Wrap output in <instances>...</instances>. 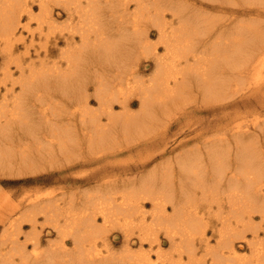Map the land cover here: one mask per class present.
<instances>
[{
	"label": "bare ground",
	"instance_id": "6f19581e",
	"mask_svg": "<svg viewBox=\"0 0 264 264\" xmlns=\"http://www.w3.org/2000/svg\"><path fill=\"white\" fill-rule=\"evenodd\" d=\"M30 1L0 0V45L8 62L18 33L30 27L24 20L36 17ZM251 1L39 0L41 13L34 19L41 29L46 24L51 34L59 33L54 38L62 36L67 46L60 50L59 59L46 57L28 64L16 59L21 74L15 83L22 89L0 100V165L35 172L61 159L91 161L95 153L115 147L121 136H141L167 117L165 106L190 93L187 89L193 85L200 86L205 96L212 92L221 98L230 96L232 90L235 95L244 78L259 85L264 71V30L248 22L246 27L242 23L227 29L240 13L260 10L262 4L232 7ZM260 2L264 0L257 5ZM56 4L68 13L66 24L58 23ZM205 4L233 20L210 29V16L201 9ZM153 27L158 33L156 43L151 41ZM221 28L225 30L208 45ZM142 58H151L155 65L147 78L141 74ZM133 93L141 98L139 115L128 109ZM93 96L99 103L97 110L90 107ZM114 102L124 109L116 113ZM246 127L240 122L229 127L231 139L228 133L221 137L224 140L217 138L207 157L181 152L178 166L171 165L175 158L166 164L168 168L140 177L143 184L138 189L119 190L109 184L112 192L96 189V199L89 190L85 200H75V196L60 200L38 193L18 203L21 216L14 221L26 219L36 228L37 216L43 213L63 238L41 250L40 234L31 236L34 249L29 255L22 252L20 264H161L165 260L168 264H264V137L257 143ZM100 215L105 223L126 228L122 227L127 239L121 253L114 252L109 227L98 226ZM133 227H138L141 242L149 241L150 250L137 252L130 247ZM162 230L171 242V252L159 241ZM65 237L71 238V248ZM17 240L12 248L23 251ZM5 252L3 264H17L14 255H8L11 249Z\"/></svg>",
	"mask_w": 264,
	"mask_h": 264
},
{
	"label": "rangeland",
	"instance_id": "374dc122",
	"mask_svg": "<svg viewBox=\"0 0 264 264\" xmlns=\"http://www.w3.org/2000/svg\"><path fill=\"white\" fill-rule=\"evenodd\" d=\"M257 1L258 0L251 1L254 2L253 4H249L247 2V4L243 3L232 6L233 8L237 7V9L244 6L255 8L257 6L259 7L262 4L260 10H258L259 13L257 11H252L251 13H240L238 17L234 18L235 22L233 23V25H231V27L227 29L231 30L233 26H239V24L242 23L246 27V22H248L249 24H252L254 28L257 25L258 29L260 27L261 30H264V2H260L259 5H257ZM30 2L31 4H33L32 7L34 16L38 17L41 13L39 0H35V2L31 0ZM201 9L205 10L207 15L210 16V18L207 20V24L208 26H210V29H215L216 26L221 25L219 23H222L224 21L231 22V20H233V17L229 18L226 12L224 13V11L222 10L215 11L210 8L208 4H205ZM54 10V15L58 23L66 24L65 22L68 21L69 16L68 13L63 10V7L60 4H56ZM224 14L227 19L226 17H224ZM36 17H32V20L29 18L24 20V22H26L27 24L29 23L30 27L27 29H21L22 31L20 32L23 34H21L20 32L18 33L17 37L18 39H20L15 40L16 42L13 45L14 52L11 57L12 60L10 62H8L9 59L7 57V53L3 50V45H0V100L1 98L3 99L4 95L12 97V95L21 93L22 88L20 87L19 83H15V81L17 80L16 78L20 77L21 74L19 67H17L16 59L23 60L25 64L35 61L39 63L41 58H43L44 60L46 59V57L48 58L47 60H52L54 58L59 59L60 50L67 46L65 39L62 36L54 38V36L59 33L55 32L51 34L49 32L51 30L49 29L48 25L44 24V28L41 29L40 25H38V21H36ZM254 23L256 25H254ZM222 30L225 29L221 28L216 31L215 35L212 36V38L209 40L208 45L216 41L214 39L217 37L219 32H223ZM150 31L152 32L151 41H153V43H156L158 40L157 30L153 27L150 28ZM19 34H21V36ZM49 35H51V37L49 40H47V37ZM78 39L79 37L75 36V40L77 41ZM159 50L165 53V49L162 46ZM142 60L140 61V64H142L141 74L145 78H147L153 73L155 65L151 58H142ZM45 63H43L42 65L45 66ZM52 63L53 61L47 64L51 66ZM262 76L263 79L260 80L259 85H254L245 78L240 80L238 88L236 86L238 92L234 95V92L232 90L230 96L226 98L218 97L215 93L212 92L205 96L203 93L201 94L200 91L202 90V88L200 86L193 85L191 89L192 91L189 88L187 89L190 93L186 92L184 95H179V97L175 99L176 101L174 100L173 102H170L168 106H165L166 110H164L168 112V114L165 115L167 117L159 119L160 122L159 120L158 122L156 121L155 124H152V126H154L152 128L149 127V129H147V131H145L144 133L142 131L141 136H133L134 138L126 137L123 139V137L120 135L121 137L119 138V143L115 144V147L107 149L104 152H100L99 154L95 153V157L93 156V153H91L92 155L89 156H93V159L90 158L92 159L91 161L84 162L80 160L81 157L80 159H73L75 160V162L71 159H61L58 161L56 160V162H53L52 165H47L45 167L41 166V168H39L35 172L28 168L26 169V167H18L14 169L8 167L5 168L3 162H1L0 264H3L2 258H4L1 254L8 253L5 251H8L10 249L11 252L8 255L10 256L11 254H13L15 263L20 264L23 259L22 252L25 251L27 253L26 255H29L28 253H31L33 251V239L31 238V236L35 234H37V238L40 234V244L38 248L41 250H44L45 248L47 249L51 243L55 245L59 241V238H61L58 234V231L53 227L54 221L50 220L51 223L47 222V220H45L46 217H44L43 213H40L37 216L38 221L36 228L32 227V222L26 219H20V222H17V220L14 221L15 218L17 219L21 216V210L17 209L16 205L18 203L26 201V199L31 196H34L38 193H50V196L52 194V196L55 198H61L60 200L68 198L69 201L71 196H75L73 197V199L75 200H79L80 198H82V200H85V198L89 195L88 193H90L89 190H91L90 196H96L98 190L99 193L101 190L103 192L107 191V193L108 191L112 192L109 190L111 186L116 187L119 190L123 187L138 189L140 188V185L143 184L141 180L146 178V174H152V172L168 168L169 166H166V164H170V162H172L175 158L176 159L173 161L174 164L171 165L178 166L176 163L180 157V154L182 153L186 155L190 152H198L197 154H200V157H207L208 153L206 152L210 150L209 147L212 146L217 138L224 140V138L221 137L228 133V128L239 122L243 125L246 124V126L250 130L252 138H255L258 143V139L262 140L264 137V133H262V125H264V71L262 72ZM90 91L91 93H93L94 87H92ZM234 91H236V89H234ZM59 96V98H62L61 95ZM130 97L132 98H130V100L128 99V109L131 110L130 112L133 111V113L139 115L142 109V105L139 104L141 103V98L139 95H137V93L131 94ZM63 100L66 102L68 101L67 98H63ZM37 104L38 106H40L39 102H37ZM90 105V107H92L94 110H97L99 108L98 100H96L94 96L90 99ZM114 105L116 113L124 109V107L121 105V108L120 104H118L117 102H114ZM71 109L73 110L75 109V107H72ZM159 115L158 117L161 118V115ZM227 136L230 137V133H228ZM136 138L140 139L136 140ZM229 139H231V137ZM222 143H224V141ZM189 150L190 152H188ZM87 156L88 154H86V157ZM4 168L5 170L7 169V171H5ZM140 177L143 179H140ZM109 184H111V186ZM41 198L47 197L41 196ZM145 202L147 209L151 211L152 206L148 203V201L145 200ZM80 206L82 207L83 204L81 203ZM169 210L171 212L173 211V207L171 205H169ZM255 219L256 222L260 221V218L258 216H256ZM104 223L105 221L103 220V217L101 215L98 216V226L106 225V228L107 226L109 227L107 233L110 241L112 242L111 244L114 248V252L121 253V251L126 247L125 240L127 238L125 237L124 232L127 231L123 230H126V228H124L123 226L120 227L119 225H117L118 223H113L112 225H110V223ZM137 228L138 227H133L131 228L133 230V233L129 232L130 234L132 233L128 241L131 245L130 247L137 252L141 249L148 250L149 248L150 250L152 247L148 245L149 241L146 239L142 240L143 242H141V240L139 239V232L137 231L139 229ZM158 233L159 241L162 244V247H164L166 251H168L167 249H170L171 252V242L166 236L164 230ZM211 233L209 232V234ZM27 234L28 237L26 238ZM29 234H31L30 237ZM16 238L20 240V242L19 240H17L18 245L23 244L24 249L26 248L25 250L23 249V251H16L19 249L12 248L13 246H17L14 245L15 243H13V240ZM65 239V244L68 248H71L73 246L71 238L65 237ZM211 240L212 244L216 243V237L212 236ZM23 241H29L30 243H23ZM140 246H142L143 248ZM1 249L5 251L3 252ZM152 253V255H155L156 251H152ZM182 263L183 262H181V264ZM192 263L196 264V262ZM161 264H168V262L165 260V262L163 261V263Z\"/></svg>",
	"mask_w": 264,
	"mask_h": 264
}]
</instances>
